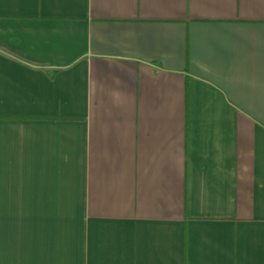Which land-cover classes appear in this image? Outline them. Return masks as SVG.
Wrapping results in <instances>:
<instances>
[{
  "label": "crops",
  "instance_id": "crops-1",
  "mask_svg": "<svg viewBox=\"0 0 264 264\" xmlns=\"http://www.w3.org/2000/svg\"><path fill=\"white\" fill-rule=\"evenodd\" d=\"M0 264H264V0H0Z\"/></svg>",
  "mask_w": 264,
  "mask_h": 264
}]
</instances>
